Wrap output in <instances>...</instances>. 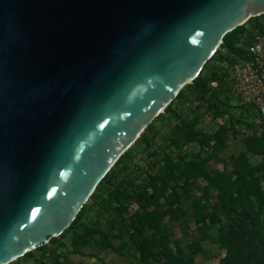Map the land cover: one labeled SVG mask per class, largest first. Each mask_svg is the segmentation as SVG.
<instances>
[{"label":"water","instance_id":"95a60500","mask_svg":"<svg viewBox=\"0 0 264 264\" xmlns=\"http://www.w3.org/2000/svg\"><path fill=\"white\" fill-rule=\"evenodd\" d=\"M264 0H0V264L62 234Z\"/></svg>","mask_w":264,"mask_h":264},{"label":"rangeland","instance_id":"374dc122","mask_svg":"<svg viewBox=\"0 0 264 264\" xmlns=\"http://www.w3.org/2000/svg\"><path fill=\"white\" fill-rule=\"evenodd\" d=\"M262 20L251 17L239 36ZM218 95L229 106L219 118L189 92L165 109L147 126L153 138L133 143L72 226L8 264H264V131L228 90ZM184 118L195 120L196 140L180 129Z\"/></svg>","mask_w":264,"mask_h":264},{"label":"trees","instance_id":"16d2710c","mask_svg":"<svg viewBox=\"0 0 264 264\" xmlns=\"http://www.w3.org/2000/svg\"><path fill=\"white\" fill-rule=\"evenodd\" d=\"M255 18V17H252ZM243 33L244 35L247 33L246 28L243 25L236 27L234 30L228 32L224 36V41L221 44L227 53H221L220 60H217V66L215 65H207L209 59L204 67L202 68L199 75L194 79L192 83H189L181 89L175 99L169 104L166 108V111H170L172 108L175 110L174 106L176 105V101L178 100H188V92L196 98L200 105L204 107L210 114L215 118H219L227 113V108L229 107L218 95V90H228L227 79L229 77V66L233 62L234 55H243L244 53V44L247 43V38L253 33H250L248 37H244L242 39L239 35ZM242 40L241 44L240 41ZM240 44V45H239ZM219 64V65H218ZM217 80L219 81L218 87H212L211 81ZM159 117H163L164 113L158 115ZM194 119H181L180 129L184 131L187 139L189 141L196 140L199 133L195 127ZM157 130L155 128H146L145 131L141 134V136L137 139L138 142H146L148 143L151 138L156 134ZM132 151L127 150L120 158H131ZM119 173V169L116 165H114L111 170L101 179L99 184L97 185L95 191L90 196L89 199H97L101 197L103 194L104 186L107 184L109 186L112 184L114 177ZM115 190V189H114ZM113 190V191H114ZM121 195L120 193H117ZM88 202V201H87ZM86 203L81 208L75 220L78 218L81 211L85 208ZM75 220L72 222L70 226L73 225ZM69 226V227H70ZM64 233V232H63ZM44 246V245H43ZM41 246V247H43Z\"/></svg>","mask_w":264,"mask_h":264},{"label":"built area","instance_id":"2783aa9c","mask_svg":"<svg viewBox=\"0 0 264 264\" xmlns=\"http://www.w3.org/2000/svg\"><path fill=\"white\" fill-rule=\"evenodd\" d=\"M211 85L218 87L219 81ZM227 86L231 95L255 112L264 131V20L247 38L243 55H234Z\"/></svg>","mask_w":264,"mask_h":264}]
</instances>
